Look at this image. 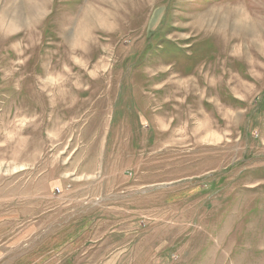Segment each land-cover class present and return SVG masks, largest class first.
I'll list each match as a JSON object with an SVG mask.
<instances>
[{
	"label": "rangeland",
	"instance_id": "374dc122",
	"mask_svg": "<svg viewBox=\"0 0 264 264\" xmlns=\"http://www.w3.org/2000/svg\"><path fill=\"white\" fill-rule=\"evenodd\" d=\"M37 1L0 0V264H264V0Z\"/></svg>",
	"mask_w": 264,
	"mask_h": 264
},
{
	"label": "bare ground",
	"instance_id": "6f19581e",
	"mask_svg": "<svg viewBox=\"0 0 264 264\" xmlns=\"http://www.w3.org/2000/svg\"><path fill=\"white\" fill-rule=\"evenodd\" d=\"M42 2V0H39V1H37L36 3H30L29 4V8H30V13L32 12V11H39L36 15H39L40 14V7H41V3ZM21 10H22V7H20V8H18L17 10H15L13 13H11L12 15H15V16H17V15H20V13H21Z\"/></svg>",
	"mask_w": 264,
	"mask_h": 264
}]
</instances>
